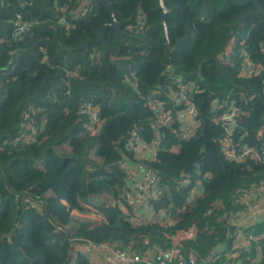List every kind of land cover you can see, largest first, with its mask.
I'll list each match as a JSON object with an SVG mask.
<instances>
[{
	"label": "trees",
	"instance_id": "16d2710c",
	"mask_svg": "<svg viewBox=\"0 0 264 264\" xmlns=\"http://www.w3.org/2000/svg\"><path fill=\"white\" fill-rule=\"evenodd\" d=\"M91 3L0 0V264H68L73 238L166 248L192 227L181 245L204 258L233 240L224 215L239 209L235 191L264 181V13L252 2L163 0L165 31L159 0H112L119 29L78 48L111 21L105 1ZM173 79L189 83L183 100ZM158 101L171 122H158ZM190 102L198 125L183 137L177 111ZM218 103L238 109L230 131ZM83 106L96 109L91 128ZM134 130L154 156L137 158ZM224 136L241 160L226 157ZM136 161L157 178L146 207L170 222H130L122 192ZM90 208L99 216L73 221ZM75 264L91 263L77 253Z\"/></svg>",
	"mask_w": 264,
	"mask_h": 264
},
{
	"label": "built area",
	"instance_id": "2783aa9c",
	"mask_svg": "<svg viewBox=\"0 0 264 264\" xmlns=\"http://www.w3.org/2000/svg\"><path fill=\"white\" fill-rule=\"evenodd\" d=\"M16 24L19 29H24V20L22 15L17 14ZM243 69L252 70L255 66L250 62L243 63ZM175 83L180 85V92L172 93L173 97L177 100H183L185 96V89L189 83L183 85L180 79H173ZM188 102V101H187ZM158 122L161 124L169 123L172 120V114L170 111L165 110L162 102L157 103ZM218 110L224 109L225 104L218 103L216 105ZM81 112L89 113L93 124L98 122L97 113L95 108L84 107ZM177 117L182 118L184 125L182 129L183 137H187L192 130L197 127L198 120L195 118L196 109L193 103H187L184 111L180 109L177 111ZM238 113V109L235 106H227L226 111L222 112V120L225 125V131H230L233 126V120ZM223 149L226 157L232 160H241L246 154V151L237 152L230 146V139L226 136L222 139ZM129 146H134L138 152H144L148 150L149 156H154L156 148L149 145L141 139L137 131H132ZM143 156V155H141ZM188 177L183 175L181 179L182 183H185ZM157 178L149 171H145L143 177L136 178L132 175L127 176L123 189V198L127 202V205L133 207V214H129L130 222L140 225L146 221H157L159 223L168 222L171 220L164 210H160L150 220H146V216L142 217L141 212L138 209L146 207L148 203L147 195L152 187H154ZM155 189V188H154ZM195 190L192 189L190 198L195 197ZM234 203L239 206L238 210H230V214L225 217L233 224L235 230L233 232V243L231 244V250L235 249L237 252V260L239 264H259L263 254L261 249L264 245V229L262 231H255L252 226L258 222L264 221V181L252 184L247 188H240L235 191ZM126 207V206H122ZM126 209V208H125ZM211 210H208L210 212ZM126 213H128L126 211ZM257 219H260L257 221ZM170 222V221H169ZM183 239H189L195 236L196 230L194 227L182 231ZM72 249L75 252L74 259L68 261V264H75V256L77 253L88 257L90 253L98 252L97 254H103L107 256V264H199L197 256L191 251H185L180 243H173L172 245L161 248L154 246L155 251L151 256L146 251H137L130 248H118L111 242H96L86 238H73ZM227 253V252H226ZM225 253L216 252L213 259H219L221 255Z\"/></svg>",
	"mask_w": 264,
	"mask_h": 264
},
{
	"label": "crops",
	"instance_id": "0c3cea01",
	"mask_svg": "<svg viewBox=\"0 0 264 264\" xmlns=\"http://www.w3.org/2000/svg\"><path fill=\"white\" fill-rule=\"evenodd\" d=\"M148 152H149L148 150H145L144 152H139L138 155L139 156L140 155L147 156ZM129 169H130V172L133 174V176L136 177V178L143 177V174L145 173L141 169V166L138 165V161H136L135 163H130L129 164ZM122 208H123L124 212L127 211L124 207H122ZM141 216L142 217L146 216V220H150L151 218H153L154 213H153V211L150 208L143 207L142 211H141ZM259 220L260 219H257V221H259ZM252 228H253V226H252ZM254 228H256V226ZM182 236H183V232L182 231L177 232L174 235L173 243L182 244L181 241L185 240V239H183ZM232 243H233V240H232L231 243H223V242H221L219 245H217L214 253H212V254L204 257V258H200L197 255L198 263L199 264H239V260H237V252H236V250L235 249L231 250V244ZM148 252H149V254L151 256H153L155 251L153 249H150V250H148ZM216 252L225 253L226 255L223 254V255H221L219 257V259L216 260V259H213Z\"/></svg>",
	"mask_w": 264,
	"mask_h": 264
},
{
	"label": "water",
	"instance_id": "95a60500",
	"mask_svg": "<svg viewBox=\"0 0 264 264\" xmlns=\"http://www.w3.org/2000/svg\"><path fill=\"white\" fill-rule=\"evenodd\" d=\"M47 0H44V5L43 8L45 7V3ZM97 1L99 0H93V4H95ZM107 3V7L110 11V18L111 21L108 23L103 24L102 26V32L100 34V36L96 39L93 40H89L87 43H84L82 45H80L78 48H87L89 44L93 43V42H103V37L105 35V31H106V27H115L117 29H119L120 25H121V21L117 20L114 16V12L112 10V0H104ZM226 1V0H225ZM239 4H247L249 2H252L253 4H255V12H261L264 13V8L258 3L259 0H236ZM159 7L162 9V16H161V24L164 25V30H167V27L165 25V17H166V13L169 10L168 8H166L164 6L163 0H159ZM244 18V16L240 19V21ZM240 21L236 22L235 24H238ZM105 58H107L108 55V51H109V47L107 45H105ZM110 60H108V64H110Z\"/></svg>",
	"mask_w": 264,
	"mask_h": 264
},
{
	"label": "rangeland",
	"instance_id": "374dc122",
	"mask_svg": "<svg viewBox=\"0 0 264 264\" xmlns=\"http://www.w3.org/2000/svg\"><path fill=\"white\" fill-rule=\"evenodd\" d=\"M138 154H136L137 157H139ZM92 209L93 208H90L89 211H86V213H81L79 211H72L71 217L73 221H77V222L95 219L96 216H99V215L96 213L95 209L94 210ZM167 221L169 222L171 220H167ZM97 253L98 252L90 253L88 255V259L90 260V263L91 264H107V259H108L107 256L106 255L104 256L103 254H97Z\"/></svg>",
	"mask_w": 264,
	"mask_h": 264
},
{
	"label": "flooded vegetation",
	"instance_id": "af4514ba",
	"mask_svg": "<svg viewBox=\"0 0 264 264\" xmlns=\"http://www.w3.org/2000/svg\"><path fill=\"white\" fill-rule=\"evenodd\" d=\"M99 1H104V0H99ZM98 2V1H97ZM106 2V1H105ZM91 5L93 6L94 4H93V0H92V3H91ZM106 5H107V3H106ZM108 8V7H107ZM109 10V9H108ZM110 12V11H109Z\"/></svg>",
	"mask_w": 264,
	"mask_h": 264
}]
</instances>
